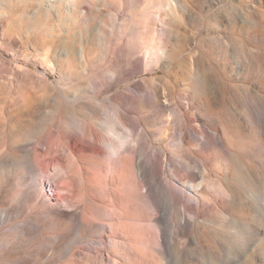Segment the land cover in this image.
I'll return each instance as SVG.
<instances>
[{
  "label": "rangeland",
  "instance_id": "1",
  "mask_svg": "<svg viewBox=\"0 0 264 264\" xmlns=\"http://www.w3.org/2000/svg\"><path fill=\"white\" fill-rule=\"evenodd\" d=\"M118 3L111 9L102 1L83 17L50 14L37 0H0V13H6L0 14V151L18 144L14 152L26 155L45 132L57 143L63 105L75 107L78 117L106 137L128 138L133 125L144 143L133 166L115 164L110 171L106 156H67L64 164L55 160L47 167L43 156L37 157L40 152L32 150L43 178L38 197H26L23 171L6 164L2 206H14L20 195L17 206L24 209L33 211L47 199L72 210L57 197L74 193L64 182L71 181L65 171L83 167L75 211L93 198L104 209L89 208L87 216L98 224L111 217L116 230H87L73 252L61 244L59 251L66 254L49 264H264V0H168L162 16L159 0ZM143 10L153 16L155 51L160 45L165 50L148 65L143 50L132 55L131 63L124 51L134 30L132 18ZM104 28L106 54L98 37ZM80 43L87 48L85 64L67 54ZM34 90L39 111L26 117L31 126L21 127L11 105ZM82 101L97 104L99 113H83ZM28 130L32 137L24 139L25 145ZM151 156L159 165L154 183L139 164L148 165ZM106 174L115 175L116 183L94 197L90 186L106 181ZM192 185H200V193ZM66 220L59 217L57 227L65 228ZM8 225L0 223V233L6 234ZM160 227L166 245L157 240ZM124 233L138 237L133 243L142 255L130 253L125 243L117 247L125 260L113 253L112 241L124 242Z\"/></svg>",
  "mask_w": 264,
  "mask_h": 264
},
{
  "label": "bare ground",
  "instance_id": "2",
  "mask_svg": "<svg viewBox=\"0 0 264 264\" xmlns=\"http://www.w3.org/2000/svg\"><path fill=\"white\" fill-rule=\"evenodd\" d=\"M102 1L107 2V5H109L111 9L114 7H120L118 0H37V4L41 9L47 10V12L50 14L51 12H56L58 14L62 13L64 15L66 13L78 12L81 16L87 17L90 12L99 9V5ZM159 1L161 5V13L159 14V16H162L164 13H166V9H168V0ZM175 1L176 0H170V4H174ZM144 10L142 11L143 13L140 12L138 15L135 14V17L132 18L133 23L131 24V27L134 30L132 31V34L128 39L127 45L124 47V51H126L128 62L131 63L133 61L132 55L137 53L139 50H143L145 56V64L148 65V63H150L152 60H158L160 57V53L163 56L165 50H163V47L160 45L155 51L153 47L154 38L151 34V20L153 16L152 13L150 14V11L145 12ZM0 14L4 17L6 15V13L4 12ZM107 33L108 31L105 28L103 33H97L99 40L101 39V41H103V44H101L102 46H104V50H102L104 54H106L108 50V40L106 38L109 35ZM69 46H72V44ZM69 51L70 52L66 51L68 55H73L74 58L79 59L82 64L86 63L87 48L83 43L76 44L75 47L73 46L69 49ZM90 64L91 62L88 63V67H90ZM39 99L40 98L37 95V92L34 90V92L32 91L31 94L28 95L22 93L18 95V97L15 99V103L11 105L13 108L9 105L12 109L8 107V111L12 110V113L16 112V119L21 127H23L25 122H29L30 124L28 126H31V119L33 117H36L39 111V104H37V101H39ZM82 103H84V101H82ZM84 104V108L86 109V111H84L83 113L91 114L93 116H96L97 113H99L100 108H98L97 104H94V102H86ZM61 114L63 117L60 129L61 136L57 143H52L49 138V133L45 132L41 134L40 137L35 138L36 141L34 142L35 145H33V149L29 150L26 155H23V153L20 155L14 152L16 148H19V146H17L18 144L15 147L12 146L13 148L3 149L0 151V195L3 188L8 184V180L5 179L4 175V173L6 172L3 171L6 164L11 166L18 165L23 171L22 174L20 173L22 175L20 180L22 181V183L27 185V188L25 189L27 198L34 199L37 195H39L41 184L43 183V178L41 176L38 164H36L32 160V150L40 152L39 154H37V157L39 155L43 156V161H47V163L45 164V162H41H43L47 167L50 166L51 163L55 160H59L64 164L66 162L67 156L70 158L72 156H75L77 160H80V158L85 154L94 155L99 158H101L102 156H106L109 171L113 169V166H115V164H125L126 166H133L136 158V153L138 151L137 147L144 145V143L142 144L141 142L139 134H136V130L133 125H129V130L126 135L128 138L115 139L111 136L106 137L98 128H96L97 126L95 127L93 123H91L88 119H85V117H78L79 113L73 106L63 105ZM118 114H121V112H119ZM27 116L31 119H26ZM2 127L3 121L0 118V140L3 138V134L1 131ZM29 131L30 130H28V133L26 132V134L23 135V138L21 137L23 141L24 139L27 140V137H32ZM112 131H115L113 127ZM23 143L25 144L26 142L24 141ZM19 145L23 146L20 143ZM155 157H158V155H156ZM155 159L152 156L148 158V165H146L142 161L139 162L143 172L146 173V177L148 178V174L153 177L152 181L150 179L147 180L149 181V184L150 181L151 183H154L157 171L159 169V165L157 167V159ZM81 171H84L83 167L79 169L72 168L69 169V171H65L67 173V176L70 177L71 181L65 180L64 182L67 186H72L74 188V193H65L57 197V200L65 201V205L67 207H71L72 210L63 209L59 202L52 204L47 199L42 201L39 205H36L33 211L28 208L24 209L17 206V202L20 203V201L23 199V197H19L20 195L15 202L16 204L14 203V206L12 205L9 207H3L2 205L4 203L0 199V223L5 224L6 222H8L9 224V231L6 234L0 233V264L54 263L56 259L58 260L60 257H63L66 254L64 250L59 251V249L62 248H60L61 244L65 245V247H69V251L73 252V246L84 240L85 232L87 230H90L95 226H99V228L101 227L102 230L107 227H112L113 229L111 230L115 232L116 228H114V224H112V222L110 221L113 220L111 217H108V222H102L101 224H98L87 216L86 212L89 208L97 212H100L102 209H104L103 205H101L98 201L97 202L99 204H97L95 200H93L95 202L94 203L92 201L93 198H89V204L81 208L79 212L75 211V209L80 207L78 205L80 203H75L74 197L77 185H79V181L82 180ZM17 179L15 181H17ZM105 179L106 181H103L102 183L95 182L90 186L93 190L94 197H100L99 195L103 194L104 191H109L110 189H112V186L116 183L115 175L106 174ZM199 186L192 185V188L196 192L200 193L199 191H201V188H199ZM167 188L169 190V187ZM152 190H154V188ZM21 191L23 190H20V192ZM154 191L158 192L159 189L158 191ZM166 193L168 192L166 191ZM108 197L110 202H112V197L109 195V193ZM151 198H155L154 195H151ZM173 203L174 202H172V204ZM61 216H65L68 219L65 221L66 227L62 229L57 227L59 217ZM74 225L80 227L79 233L76 235L72 233ZM122 238L124 242L113 240L111 244L113 253H117L120 259L125 260L124 254L117 252V247L119 245H122L121 243H123V245L125 243V245L129 246L130 253L134 255L143 254V251L137 248L133 243V241H136L138 239L136 235H125L124 233ZM157 240H159L160 244H167L166 233L163 227H160V233L159 235H157ZM94 252V255H98V250ZM113 264L118 263L114 262Z\"/></svg>",
  "mask_w": 264,
  "mask_h": 264
}]
</instances>
